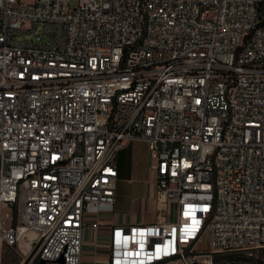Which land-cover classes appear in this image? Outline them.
<instances>
[{
    "label": "built area",
    "instance_id": "obj_1",
    "mask_svg": "<svg viewBox=\"0 0 264 264\" xmlns=\"http://www.w3.org/2000/svg\"><path fill=\"white\" fill-rule=\"evenodd\" d=\"M136 140L161 209L109 264L264 250V0H0V263L82 264Z\"/></svg>",
    "mask_w": 264,
    "mask_h": 264
},
{
    "label": "crops",
    "instance_id": "obj_2",
    "mask_svg": "<svg viewBox=\"0 0 264 264\" xmlns=\"http://www.w3.org/2000/svg\"><path fill=\"white\" fill-rule=\"evenodd\" d=\"M148 143L132 141L118 153V181L114 210L98 215L97 228L89 226L83 235L82 264H109L111 230L114 226L156 222L161 204L156 199L157 175L150 169Z\"/></svg>",
    "mask_w": 264,
    "mask_h": 264
},
{
    "label": "rangeland",
    "instance_id": "obj_3",
    "mask_svg": "<svg viewBox=\"0 0 264 264\" xmlns=\"http://www.w3.org/2000/svg\"><path fill=\"white\" fill-rule=\"evenodd\" d=\"M248 253L254 256L252 257L253 259L251 261L247 262V264H262V262H258L257 259L264 260V250L253 251V252H248ZM22 259H23V256L18 252V250H16V248L4 246L0 264H20ZM35 264H38V263H35Z\"/></svg>",
    "mask_w": 264,
    "mask_h": 264
},
{
    "label": "trees",
    "instance_id": "obj_4",
    "mask_svg": "<svg viewBox=\"0 0 264 264\" xmlns=\"http://www.w3.org/2000/svg\"><path fill=\"white\" fill-rule=\"evenodd\" d=\"M254 255H250V254H247V255H242V256H238V259H242L246 262H249L251 261L253 258ZM258 258V257H257ZM258 262H262V264H264V260H261V259H257Z\"/></svg>",
    "mask_w": 264,
    "mask_h": 264
},
{
    "label": "water",
    "instance_id": "obj_5",
    "mask_svg": "<svg viewBox=\"0 0 264 264\" xmlns=\"http://www.w3.org/2000/svg\"><path fill=\"white\" fill-rule=\"evenodd\" d=\"M60 262H64V260H63V258H60V260H59ZM39 264H46V261L45 260H41V261H39Z\"/></svg>",
    "mask_w": 264,
    "mask_h": 264
},
{
    "label": "bare ground",
    "instance_id": "obj_6",
    "mask_svg": "<svg viewBox=\"0 0 264 264\" xmlns=\"http://www.w3.org/2000/svg\"><path fill=\"white\" fill-rule=\"evenodd\" d=\"M26 242H28V241H25V244L27 245V243Z\"/></svg>",
    "mask_w": 264,
    "mask_h": 264
}]
</instances>
